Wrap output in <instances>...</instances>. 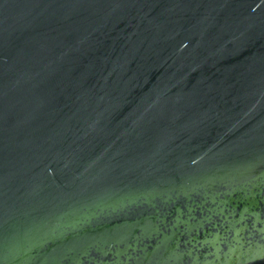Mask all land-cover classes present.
<instances>
[{"label":"water","instance_id":"obj_1","mask_svg":"<svg viewBox=\"0 0 264 264\" xmlns=\"http://www.w3.org/2000/svg\"><path fill=\"white\" fill-rule=\"evenodd\" d=\"M0 264H264V0H0Z\"/></svg>","mask_w":264,"mask_h":264}]
</instances>
